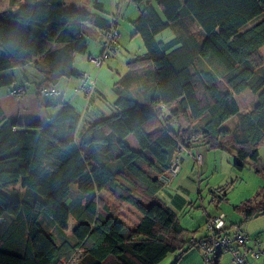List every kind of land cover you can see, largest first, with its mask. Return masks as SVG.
<instances>
[{
	"label": "trees",
	"instance_id": "16d2710c",
	"mask_svg": "<svg viewBox=\"0 0 264 264\" xmlns=\"http://www.w3.org/2000/svg\"><path fill=\"white\" fill-rule=\"evenodd\" d=\"M151 1L160 14L147 4L133 21L145 52L127 61L128 72L114 84V112L80 126V113L69 103L36 124L0 110V264H64L77 250V264H158L204 236L185 241L176 211L157 197L164 187L159 176L177 147L230 151L238 168L258 160L264 0ZM85 22L104 32L108 27L107 18L67 8L64 0H9L0 12V72L33 63L45 73L33 61L38 57L56 69L45 87L76 75L73 57L87 51ZM190 22L198 27L190 41L156 38L169 27L191 30ZM50 43L61 46L50 49ZM139 67H147L150 81L141 92L131 89ZM246 90L256 102L240 112L237 96ZM233 115L234 127L223 129ZM106 195L134 209L137 222L126 225ZM225 229H231L227 217Z\"/></svg>",
	"mask_w": 264,
	"mask_h": 264
},
{
	"label": "rangeland",
	"instance_id": "374dc122",
	"mask_svg": "<svg viewBox=\"0 0 264 264\" xmlns=\"http://www.w3.org/2000/svg\"><path fill=\"white\" fill-rule=\"evenodd\" d=\"M147 4L152 6L159 14L158 4L151 0H120V5L113 13L117 17V27L120 35L118 37L127 41L129 47L116 44L107 59H105L102 71L106 75H112L114 82L119 80L127 70V61L132 57L127 53L128 50L141 54L144 51L142 40L137 34L133 35V28L128 24L136 18L137 12L141 11ZM129 19H131L129 21ZM127 25L129 26L127 27ZM123 26V29H122ZM192 33H197L196 24L190 22ZM128 28V30H127ZM123 30V33H122ZM175 30L169 27L157 35L159 40H170L175 36ZM117 37V38H118ZM264 54V48L261 49ZM21 71L32 72L31 66L25 68H16L14 70L16 80L20 79ZM35 73V72H34ZM27 81L29 77H25ZM97 79V78H96ZM96 81V80H95ZM113 82V81H112ZM239 107L243 111L253 108L256 97L249 90L237 96ZM176 128V125H171ZM225 127L233 128L234 120L225 123ZM208 150L207 170L204 173L197 172L202 167L196 165L195 172L190 181L183 183L187 187L184 194L186 203L177 205L175 210L177 218L184 228L183 239L189 240L191 237L197 240L204 235L205 221L208 215L224 212L227 217V225L231 229L238 228L244 231L252 239H257L263 244L264 240V144L259 149V158L257 161L249 159L242 161V168L235 166V158L230 151L213 148ZM9 189L19 190V185L9 186ZM109 207L117 214L128 226H133L138 218V213L131 207L118 204L106 195ZM246 211H252L249 215ZM215 213V214H216ZM74 226L73 219L69 220V228ZM234 230V229H233ZM253 233V234H252ZM263 246V245H262ZM184 251L180 254L177 250L168 254L158 264H206L203 262L201 251L198 244L188 246L184 245ZM220 264H230V255L223 252L220 258Z\"/></svg>",
	"mask_w": 264,
	"mask_h": 264
},
{
	"label": "crops",
	"instance_id": "0c3cea01",
	"mask_svg": "<svg viewBox=\"0 0 264 264\" xmlns=\"http://www.w3.org/2000/svg\"><path fill=\"white\" fill-rule=\"evenodd\" d=\"M64 3L67 8H73V7L76 8L78 6L83 8H89L95 14H98L103 18H107V13H109L110 10L115 11L116 8L118 9L120 5V0H64ZM8 5H9V0H0V12L6 10L8 8ZM139 14L140 12L138 11L136 14L137 15L136 18L139 16ZM130 20L131 19H129V21ZM134 20L128 22V24H130L132 28H133ZM128 26L129 25H127V27ZM81 29L83 36L87 39V51L85 54L74 55L72 69L74 71H79V72H88L91 74V76L96 75L97 94L93 95L90 98V100L87 102L84 98L83 93L75 91V88L79 83V78L77 75H70V76L61 75L55 80L53 85L55 88H57L60 91L59 95L57 96H44L38 94V90L40 88L49 85V82L45 81V77L49 74L51 75L52 73H55L56 69L50 63L45 62L43 61L42 58L37 57L34 58L33 61L41 62V67L45 69V73L38 70L33 65V63L20 67V68H25L27 66H31L32 72L27 74V71H21L19 75L20 79L16 81H15L16 76L14 72L16 68L12 70H4L0 72V110L3 112L6 118L14 119L17 122L23 124L43 123L49 116L56 114L60 110L63 103H69L73 105L77 110V112L79 113H82V110L85 109L84 115H82V117L80 118V126H83L87 124L88 121L99 120L115 111L114 102L117 98V93L114 90L113 86L117 81L114 82L112 75L110 74L109 76L106 75V71H102V68L100 70L99 69L96 70L93 67V65L87 60L88 55L96 56L101 53L102 50L101 43H102L104 31L103 29L99 28V26H95L93 25V23H89V22L83 23ZM174 30L176 35H182V37L186 41H190L189 39L191 38L190 37L191 30H186L181 27L180 28L175 27ZM195 30H198L197 26ZM118 35H120L119 32ZM133 35H135L134 28H133ZM119 38L120 37L116 38L115 45L119 44V42H117ZM120 40H121L120 41L121 44L124 43L126 47H129L127 41L125 42L122 40V36ZM60 46L61 45L57 43H50L49 45L50 49H56ZM144 52L145 49L141 54H143ZM127 53L131 57L135 55H140L138 53L133 52V50H128ZM146 68L147 67H141V68L139 67L137 70L134 71V73L140 75L141 77H138V82L134 81L131 83V89H137L141 92L144 89L143 86L145 84L149 85L150 81L146 79L147 78L145 72ZM128 70L129 69L127 67V70L123 75H125L128 72ZM25 77H29L28 79L30 80L27 81ZM142 80H144L145 82H142ZM19 85H24L26 87L25 94L19 97L11 96L10 91ZM239 111L246 112L241 110L240 107H239ZM247 111H250V109ZM229 120H234V125H235L237 116L233 115L227 121ZM226 122H224L222 125L223 129L231 130L232 129L231 127L229 128L225 127ZM197 153H202L203 157L205 158L204 164H202V167L199 168L200 170L197 169V172H199V174L204 173L207 170L208 150L204 145H197L193 149L186 151V153L182 157L181 169L177 174V176H175L171 180L168 186H164L157 193V197L165 204L173 208L174 210L177 205H182L186 203L184 194L188 190L183 183H185V181L188 180L190 181L192 174L195 172V168L197 164L195 163L194 156ZM215 213H213L212 215H208L206 221L209 217L213 216ZM72 229L68 228V232H71ZM250 237L254 238L255 236L251 235ZM261 245H263L262 247L264 248V240H263V244ZM221 255L218 259L217 264H220Z\"/></svg>",
	"mask_w": 264,
	"mask_h": 264
},
{
	"label": "built area",
	"instance_id": "2783aa9c",
	"mask_svg": "<svg viewBox=\"0 0 264 264\" xmlns=\"http://www.w3.org/2000/svg\"><path fill=\"white\" fill-rule=\"evenodd\" d=\"M108 27L103 34L101 53L99 55H88L87 60L98 70L113 50L118 36L117 17L112 13L107 17ZM79 78L75 91L81 92L88 102L93 95H96V75L91 76L88 72L74 71ZM26 87L19 85L10 91L11 96L19 97L24 95ZM60 91L55 87H42L38 94L44 96H57ZM99 96V95H98ZM100 97V96H99ZM85 109L80 113L84 115ZM186 150L179 145L175 150L170 166L159 176L164 186H168L171 180L177 176L181 169V160ZM195 163L201 165L204 157L202 153L194 156ZM226 215L218 212L207 219L205 223L204 236L199 239L198 245L201 251L203 262L209 264L217 255L227 252L230 255V264H264V248L256 239L250 237L238 228L225 229ZM77 250L73 256L64 264H77L81 256Z\"/></svg>",
	"mask_w": 264,
	"mask_h": 264
}]
</instances>
